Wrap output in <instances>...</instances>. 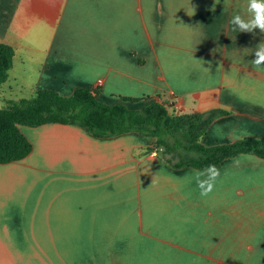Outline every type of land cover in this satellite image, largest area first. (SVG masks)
<instances>
[{"label": "crops", "instance_id": "0c3cea01", "mask_svg": "<svg viewBox=\"0 0 264 264\" xmlns=\"http://www.w3.org/2000/svg\"><path fill=\"white\" fill-rule=\"evenodd\" d=\"M249 0H0L15 48L0 97L79 86L158 97L176 113L221 108L203 142L264 136V32ZM214 7V10H212ZM236 27L234 31L233 28ZM26 98V97H23ZM146 103L140 100L136 106ZM25 158L0 163V264H264V157L175 167L137 131L98 137L76 124L22 126Z\"/></svg>", "mask_w": 264, "mask_h": 264}, {"label": "trees", "instance_id": "16d2710c", "mask_svg": "<svg viewBox=\"0 0 264 264\" xmlns=\"http://www.w3.org/2000/svg\"><path fill=\"white\" fill-rule=\"evenodd\" d=\"M15 48L0 42V83L7 81L14 65ZM101 88L77 87L70 95L56 89H39L30 98L10 99L0 105V163L18 161L33 150L22 126L56 122L76 124L98 137L137 131L155 139L149 152L158 148L175 167L207 168L239 153L264 157V136H244L230 143L203 142L212 122L224 109L176 113L161 95L121 96L119 102H106ZM140 100L146 103L136 106Z\"/></svg>", "mask_w": 264, "mask_h": 264}, {"label": "clouds", "instance_id": "9594fccd", "mask_svg": "<svg viewBox=\"0 0 264 264\" xmlns=\"http://www.w3.org/2000/svg\"><path fill=\"white\" fill-rule=\"evenodd\" d=\"M214 10V7L213 9ZM248 12L253 14V18L249 20L248 22H245L244 19L241 18V16L236 15L231 20L232 25H238L239 30L244 31H252L253 28H259L261 32H264V0H249V6H248ZM233 30H236V27L233 28ZM260 51L256 52L255 55L258 57L255 60H252L251 63L253 66L257 69L261 66V64H264V42H262L260 45L257 46ZM155 155V153L153 154ZM205 171H209L212 173V181H200L197 180V185L200 189V195L202 197H207L214 189V182L216 180V177L220 175L219 170L216 168V166L209 165Z\"/></svg>", "mask_w": 264, "mask_h": 264}, {"label": "rangeland", "instance_id": "374dc122", "mask_svg": "<svg viewBox=\"0 0 264 264\" xmlns=\"http://www.w3.org/2000/svg\"><path fill=\"white\" fill-rule=\"evenodd\" d=\"M12 84L13 85V91L10 90V89H7L8 91L7 92H10L9 94H12L11 96H13V98H23V97H26V98H30L32 97V95H29V90H24L23 88L17 86L15 83L13 82H7L6 85H10ZM6 100L4 98V96L2 95L0 97V105L1 106H4L6 104Z\"/></svg>", "mask_w": 264, "mask_h": 264}, {"label": "built area", "instance_id": "2783aa9c", "mask_svg": "<svg viewBox=\"0 0 264 264\" xmlns=\"http://www.w3.org/2000/svg\"><path fill=\"white\" fill-rule=\"evenodd\" d=\"M159 152V149L158 148H156L154 151H153V153H155V154H157Z\"/></svg>", "mask_w": 264, "mask_h": 264}]
</instances>
